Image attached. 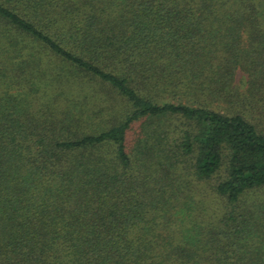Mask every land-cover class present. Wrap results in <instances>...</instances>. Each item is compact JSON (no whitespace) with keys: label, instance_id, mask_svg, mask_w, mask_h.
<instances>
[{"label":"trees","instance_id":"obj_1","mask_svg":"<svg viewBox=\"0 0 264 264\" xmlns=\"http://www.w3.org/2000/svg\"><path fill=\"white\" fill-rule=\"evenodd\" d=\"M0 264H264V0H0Z\"/></svg>","mask_w":264,"mask_h":264}]
</instances>
